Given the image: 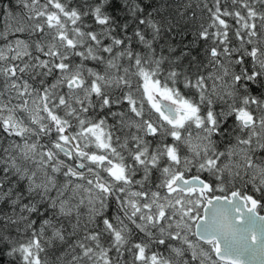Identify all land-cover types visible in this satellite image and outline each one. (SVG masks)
Listing matches in <instances>:
<instances>
[{
  "label": "snow or ice",
  "instance_id": "obj_1",
  "mask_svg": "<svg viewBox=\"0 0 264 264\" xmlns=\"http://www.w3.org/2000/svg\"><path fill=\"white\" fill-rule=\"evenodd\" d=\"M0 264H264V0H0Z\"/></svg>",
  "mask_w": 264,
  "mask_h": 264
}]
</instances>
